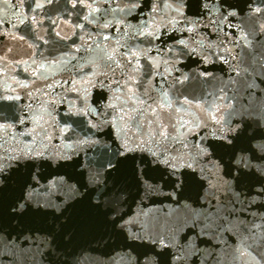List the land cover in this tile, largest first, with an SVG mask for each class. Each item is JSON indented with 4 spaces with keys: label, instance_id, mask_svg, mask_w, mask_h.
Segmentation results:
<instances>
[{
    "label": "snow or ice",
    "instance_id": "6c2138e0",
    "mask_svg": "<svg viewBox=\"0 0 264 264\" xmlns=\"http://www.w3.org/2000/svg\"><path fill=\"white\" fill-rule=\"evenodd\" d=\"M256 148H257V151H258V154H262V155H264V146H261V145H257V146H255ZM95 203H99V200L97 199L96 201H95ZM21 207H23V205H21Z\"/></svg>",
    "mask_w": 264,
    "mask_h": 264
}]
</instances>
